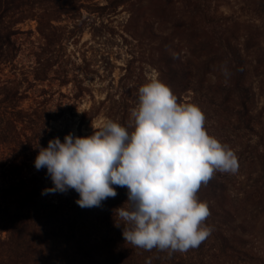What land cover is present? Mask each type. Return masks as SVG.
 <instances>
[{"label": "trees", "instance_id": "trees-1", "mask_svg": "<svg viewBox=\"0 0 264 264\" xmlns=\"http://www.w3.org/2000/svg\"><path fill=\"white\" fill-rule=\"evenodd\" d=\"M129 1L109 0L107 7L115 11ZM206 2L184 0L196 11L188 23L191 25L197 21L202 32L209 36L207 58L197 62L183 58L180 50L170 45V35L153 28V23L160 21L161 24L166 19L167 11L162 5L156 21L150 15L144 17L145 23L151 24L149 35L153 39L151 54L154 62L150 64L154 65L157 78L171 88L179 102L191 93L192 99L205 98L212 105H215V99L208 94V101L203 94L206 77L213 67L221 69L222 65H226L231 75L227 79L223 75L222 80L207 84L206 89L213 96L215 93L222 94L223 104L231 112V117L225 121V128H231L233 132L237 129L251 131L249 112L254 91L247 82L250 64L243 54L247 47L245 44L242 48L232 45L219 32L211 29L207 22L210 13ZM249 2L254 18L264 16V0ZM23 4L24 0H0V63H7L14 55L11 40L15 33L13 26L30 17L11 13L10 8L15 10ZM34 17L43 43L35 53L37 66L33 77L35 80H45L57 62L60 36L56 33L57 27L51 23L57 16L36 14ZM135 62H138L135 56L125 62L119 78L120 88L124 90L133 88L137 69ZM256 64L257 67H264V61ZM70 82L72 80L61 81L62 85ZM73 86L71 98H82L83 86L75 81ZM12 97L10 88L5 84L0 85V264H145L148 258H151V264H264V251L257 249L245 237L233 206L224 205L227 185L217 174L197 193L198 199L206 201L210 208L211 215L205 223L212 228L211 235L198 248L186 253L175 252L171 256L155 249L145 251L134 248L125 242L122 235L124 224L113 210L127 200L126 188L117 187L118 195L104 201L99 208L79 207L75 202L79 194L71 189L66 193L42 195L44 189L54 187L47 169H36L33 174L19 176L14 158L5 150L10 151L18 146L24 150L33 149L37 156L39 148L47 147L49 140L59 137L63 142L64 137L73 134V131L64 117L63 101L59 103L58 110L51 114L38 105L28 110L17 108L11 103ZM131 109L128 101L115 110L107 108L106 118L127 126ZM86 115L87 111H83L77 125L81 137L84 136L80 128ZM56 121L63 124L58 127L50 124ZM207 131L214 135L211 128H207ZM241 194L242 201L253 199L257 205L264 202V151L261 152L258 175ZM116 223L121 226L117 227Z\"/></svg>", "mask_w": 264, "mask_h": 264}, {"label": "rangeland", "instance_id": "rangeland-1", "mask_svg": "<svg viewBox=\"0 0 264 264\" xmlns=\"http://www.w3.org/2000/svg\"><path fill=\"white\" fill-rule=\"evenodd\" d=\"M108 1L24 0L18 9L10 8L14 16H30L13 26L15 33L11 40L14 55L7 63H0V85L10 88L14 96L12 104L24 110L38 105L54 114L63 101L64 117L75 136H79L77 125L83 111H87V115L80 131L86 136L92 134L93 127L98 128L107 120V108L115 110L128 101L133 109L138 104L139 87L157 78L155 67L150 64L154 62L151 54L153 39L149 35L151 24H146L144 17L150 15L155 20L160 16L162 5L167 11L166 19L161 24L160 21L153 23V28L169 34L170 45L178 48L183 58L194 59L195 62L207 58L209 36L202 32L197 21L191 25L188 23L196 11L184 0H130L115 11L107 7ZM206 6L211 29L219 32L232 45L242 48L245 44L247 47L243 51L250 64L247 82L254 91L249 112L251 131L237 129L233 132L231 128H225V121L231 117V112L223 104L222 94L215 93L213 96L206 89L207 84L222 80L220 68L211 69L203 93L208 101L212 96L215 105L207 103L205 98L194 100L191 93L182 102L197 104L205 113L206 127L211 128L213 136L229 145L238 156L237 174L216 173L227 185L223 203L233 206L245 237L257 249L264 251V202L257 205L253 199H241L242 191L259 173L261 152L264 151V67H257L256 64L264 61V16L253 17L249 0H207ZM103 7L106 8L100 9ZM36 14L57 16L51 23L57 27L56 33L60 36L57 62L45 80L33 77L37 66L35 53L43 43L36 29ZM132 56L138 60L135 62L136 77L133 78V88L124 90L120 88L119 78L126 60ZM62 80L72 82L62 85ZM74 81L84 88V94L78 100L71 98ZM50 124L58 127L63 122ZM11 149L5 152L14 158L19 176L35 173L36 155L33 149L24 150L18 146Z\"/></svg>", "mask_w": 264, "mask_h": 264}, {"label": "clouds", "instance_id": "clouds-1", "mask_svg": "<svg viewBox=\"0 0 264 264\" xmlns=\"http://www.w3.org/2000/svg\"><path fill=\"white\" fill-rule=\"evenodd\" d=\"M220 70L226 79L231 75L226 65ZM93 129L90 136L69 133L39 148L35 168H46L54 185L42 195L71 189L79 207L99 208L118 195L117 187L126 188L127 200L113 210L125 242L169 256L198 248L212 232L205 223L210 208L198 191L217 172L239 170L235 151L207 131L203 110L179 102L152 78L139 87L127 126L107 119Z\"/></svg>", "mask_w": 264, "mask_h": 264}]
</instances>
